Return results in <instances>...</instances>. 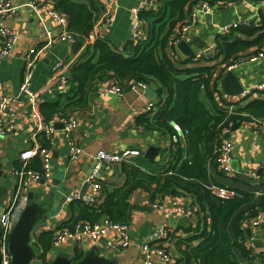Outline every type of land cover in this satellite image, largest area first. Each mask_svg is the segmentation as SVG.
I'll list each match as a JSON object with an SVG mask.
<instances>
[{
  "label": "crops",
  "instance_id": "crops-1",
  "mask_svg": "<svg viewBox=\"0 0 264 264\" xmlns=\"http://www.w3.org/2000/svg\"><path fill=\"white\" fill-rule=\"evenodd\" d=\"M73 1L84 3L88 6H100V9H102V2L100 0ZM223 1L225 4L213 7L211 12L198 11L196 20L188 31V39L185 40L189 43L195 54L206 50L213 44L217 45L224 42L225 38L231 41L236 38H252L257 33L259 34V32L264 33V0ZM13 2L16 5H20V7L15 16L5 19V24L19 31V39L14 45L11 54L0 58V100L4 96L15 95L18 92L22 79L23 56L26 50L36 43L43 45L47 30L54 36L60 33L59 26L51 20L46 7H41L39 14L36 15L26 5L30 0H14ZM141 2L147 3L148 0H119V5L115 9L117 18L113 26H99L95 23L92 40L106 39L113 49L128 56L137 46L145 48L149 43L153 44L157 39L161 38L169 29V8L164 1L160 4L152 1L154 3L153 6L149 4L146 7L147 10L155 13L160 6L158 13L161 11L162 13L161 15L157 13L160 17L155 16L156 18L154 17L156 13L145 17L138 30V38H134L131 32L133 19L130 9ZM48 4L54 6L55 0H49ZM101 16L102 13L100 12L96 20H100ZM156 20H160L158 25L156 24ZM238 20H247L249 24L255 23L256 25L261 23V26L259 31H256L251 37H246L233 29L226 34H219L220 26ZM128 39H132L133 42L127 43ZM76 42H81V44L77 49H74ZM88 42V39L83 41L77 40L74 43L60 41L54 42L46 48L40 60L35 64L31 80L32 89L45 90L43 102L63 101L61 94L69 90L70 83L67 81L65 83L61 82L59 73L54 71V67L62 63L65 65V74L67 75L73 67L83 60L84 51L88 48ZM158 52L160 53V49ZM164 52L169 57L179 59L178 61L180 62L177 63V66L181 69L215 63L214 74H221L223 65H225L221 61V56L209 61L206 59L198 62L183 63L182 61L186 57L181 56L170 41L166 42ZM95 60L96 58H93L91 61ZM232 71L240 80L243 90L251 88L259 81L264 80V57L253 61L245 60L234 67ZM186 76L185 73H182L180 77L184 78ZM221 76L223 75H220V78ZM115 79V77L109 76L96 81L94 91L89 94L86 105L74 111L78 115V127L74 131L73 136L82 148V152L76 160L70 161L68 158V147L62 128L56 125L61 123L58 115L54 116L55 130L52 134V144L49 145L48 140L41 138L46 141V145L44 146L50 147L51 177L52 174L63 175L64 183L68 186L70 192L77 190L80 192L82 190L85 176L92 164L91 155L98 149L106 151H119L128 147L140 149L142 154L132 159V165L138 167L144 173L159 174L163 170V165H165L164 157L166 151L169 149L168 133L163 134L161 129L147 128L144 123H137L136 121L140 115L152 117L149 115L146 107L149 102L157 103L158 101L157 82L151 80L146 83L144 88L132 86L128 82L123 83V85L121 84L123 87L122 95L107 92L98 93V89L112 84ZM148 88L152 89L156 93V96H150L146 92ZM219 88H221L222 95L218 94L216 96L217 104L223 107L226 106V110L232 111V113H235V110H238L250 100L264 98V92H254L245 98L227 95L222 90L221 82L219 83ZM201 98L208 104L204 94H201ZM13 109L16 117L15 129L8 135L0 136V162L2 163L3 170L6 172V185L4 188H0V206L3 208L13 192L12 170L18 164V154L22 149L29 146V142L27 141L28 130L35 125V120L29 112L24 97L16 99ZM251 118L255 117H247V119ZM229 130L228 138L234 145L233 158H237L239 169L238 171L236 170L234 175H224L217 170L214 164L210 163L208 165V172L210 177L220 185L244 190L253 194V200L241 208V210L247 213L251 205L257 206L259 204V200L264 194V171L262 169L264 163V125L257 130H252L238 124V126L234 125L230 127ZM149 146H154L158 149L155 156L151 159L144 156ZM183 146L184 141L182 143ZM253 172L257 175L256 177L250 176ZM99 177L102 191H104L103 196L113 189L122 186L126 181V176L121 169V165L104 166L100 171ZM51 182L52 178L45 183L44 187L40 188V195L41 190H44L43 192L45 193ZM87 189L88 186L85 191ZM166 191L156 195V198H160L161 201L165 202L164 207L161 209H151L148 206L150 196L144 189L137 188L131 192L127 199V222L129 224L131 240L130 245L122 249L108 246V240L112 238L113 232H109L98 239L82 235L78 243L72 240H65L56 246L50 244V248L45 252L43 260L39 257L43 252L39 244L40 234L44 231H50L53 234L57 228H60V224L69 220L73 214L69 208V204L65 202L62 204L61 209L53 216L48 217L44 213L37 215L30 234V244L34 251L33 263H49L57 255H64L75 260V248H77L81 255L80 259L88 256L95 259L99 258L103 264H144L145 252L142 245L147 241L148 236L153 230L162 226H168L182 236L184 234L183 228L194 224L195 218L191 211L192 206L189 195L182 189H178L176 194L170 193L169 190ZM40 195L39 202L42 203L45 200V196L44 194ZM32 201L36 202V200ZM173 201H176L186 210L185 214L177 212L169 213V210L174 208ZM50 207L51 202L45 205L46 209ZM183 215L186 216L187 223L185 226L177 227V221ZM203 216L204 212L202 211L201 217ZM242 227L244 231L243 243L252 252V250L259 247L255 246L252 239H259L260 245L262 244L264 223H260L258 226H251L250 220L247 219L242 223ZM247 227H250L251 230L252 237L250 238L245 233ZM168 250H171L175 256L177 255L175 242L172 247H168ZM234 253L240 263L264 264L257 257L252 262H247L238 249H234ZM152 258V264H164L159 261L157 255H152Z\"/></svg>",
  "mask_w": 264,
  "mask_h": 264
},
{
  "label": "trees",
  "instance_id": "trees-1",
  "mask_svg": "<svg viewBox=\"0 0 264 264\" xmlns=\"http://www.w3.org/2000/svg\"><path fill=\"white\" fill-rule=\"evenodd\" d=\"M152 1L156 4L164 1L169 8V29L153 44L149 43L145 48L137 46L130 55L125 56L113 49L106 39L92 40L93 23L100 13V6H88L73 0H55L54 8L66 16L67 29L76 35L75 40L88 39L89 42L83 60L67 73L66 81L70 83V88L61 94L63 101H45L40 104L39 109L45 120L53 121L54 116L81 109L86 105L89 94L94 91L96 81L113 76L122 85L133 80L157 82L159 109L152 117L138 116L137 123H144L147 128L161 129L168 136L172 132L170 121L176 122L185 130L184 146L171 154L172 158L166 162L167 167L163 165L162 172L144 173L132 163H123L121 169L126 176L125 183L104 196L102 193L99 203L88 204L81 200L68 202L73 215L61 223L60 227L71 229L79 221L95 223L104 217L112 221L127 220V199L137 188L147 191L150 199H155L158 193L166 190L176 194L178 189H182L194 197L192 202L198 207L197 213L203 211L204 216H199L196 224L183 228L188 235L175 241L177 255L172 264H246L239 262L234 249H238L247 262H252L257 257L263 263L264 255H252L244 245L242 223L263 211L264 194L259 204L251 205L245 213L241 208L253 200L252 193L237 189L240 195L219 198L212 194L207 185H220L210 177L208 165L211 163L216 166L215 150L220 143L222 130L240 124L247 117L263 118L264 98L248 101L229 116L226 106L217 104L216 96H221L222 92L219 88L221 74H214L215 66L201 65L181 69L177 66L179 59L169 57L164 52L166 42L174 44L173 41L179 35L178 27L185 23L190 9L199 0ZM159 9L160 6L154 17H160L162 11L158 13ZM155 13L142 10L140 17L143 20ZM260 26L261 23H251L239 25L233 30L251 37L259 31ZM263 40L262 32L252 38H236L231 41L225 38L224 42L217 44V57H222L223 64H230L264 48ZM93 58L96 60L92 62ZM182 62L191 63L193 60L184 58ZM182 73L187 76L180 77ZM201 94L205 95L208 104L201 98ZM39 140L42 145H46L45 139ZM29 166L40 169L39 158H33ZM168 171L171 172L170 175L167 174ZM51 238L50 231H44L39 236V244L43 250L39 257L43 260L45 252L50 248ZM75 249L77 261L81 255Z\"/></svg>",
  "mask_w": 264,
  "mask_h": 264
},
{
  "label": "built area",
  "instance_id": "built-area-1",
  "mask_svg": "<svg viewBox=\"0 0 264 264\" xmlns=\"http://www.w3.org/2000/svg\"><path fill=\"white\" fill-rule=\"evenodd\" d=\"M13 1L14 0H0V58L10 55L14 45L19 39V31L14 27H10L5 24V19L15 16L20 7V5L14 4ZM48 1L49 0H30V2L26 5H28L36 15L39 14L41 7H46L51 20L59 26L60 33L54 36L49 30H47L45 43L43 45L36 43L26 50L23 56L22 79L18 92L15 95L4 96L0 100V136L8 135L15 129L16 117L13 104L16 99L20 97H24L26 100L29 112L35 120V125L28 130L27 141L29 142V146L19 152L18 164L12 170V195L0 213V264H10L11 262L12 255L8 248V238L22 210L27 204V192L33 186H37L39 188L44 187L45 183L51 178L50 147L42 145L39 139L45 138L48 140L49 145L52 144V134L55 130L54 120L46 121L44 116L41 114L39 106L44 100L45 90L32 89L31 80L34 74L35 64L38 60H40L46 48L54 42L64 41L74 43L76 41V35L67 29L66 16L59 10L55 9L54 6L49 5ZM100 1L102 2V9L100 10L102 16L100 20H96V17L93 27L95 23L99 26H113L117 18L115 9L119 5V0ZM149 4L153 6L154 3L148 0L147 3L141 2L137 6L130 9V14L133 19L131 32L134 38H138V30L142 24L140 11L147 10L146 7H148ZM223 4H225L223 0H199L196 2L190 9L185 23H182L178 27L177 34L179 35L175 38L173 43L175 44L181 39H188V31L195 22L198 11L208 13L212 11L213 7ZM248 24L249 21L247 20H238L222 25L219 28V34H226L239 25ZM217 53V45L213 44L206 50L195 54L192 60L193 62L206 59L212 60L218 58ZM261 57H264V48H261L256 53H250L245 57H241L235 62L223 65L221 75H224L227 71L232 70L245 60L253 61ZM54 69L55 72L59 73L61 82L65 83L67 79V75L65 74V65L59 63L54 67ZM204 76L206 77V73ZM130 83L132 86H139L141 88L146 86V82L144 81L133 80ZM122 89L123 87L120 81L115 79L112 84L98 89V93L102 94L107 92L122 95ZM254 92H264V80L259 81L251 88L242 90L237 97L245 98ZM146 108L149 115L153 116L158 111L159 106L156 102H149ZM227 112L228 115L232 113V111L228 110ZM59 121L63 125L62 131L68 147V158L70 161H74L82 152L80 143L73 136L74 131H76L78 127V115L76 112L63 114L59 116ZM169 123L172 127V132L169 134L170 151H167L164 157L165 167H167L166 162L172 158L171 154H173L177 148L182 147L185 134V130H183L179 124L174 121H170ZM240 125L245 128L257 130L264 125V118L246 119L241 121ZM229 131V128L222 130L220 134V143L215 150L217 152L215 159L216 168L224 175H234L236 173V170L231 165L234 145L229 138L224 137V134ZM140 154H142L140 149L130 147L119 151H106L98 149L91 155L92 164L90 170L85 176L84 181L88 183V189L83 194L78 190L70 192L66 196L65 202L68 203L71 200H81L88 204L99 203L103 193L99 177L101 169L104 166H117L122 165L123 163L130 164L132 163V159ZM36 156L40 160V169H34L29 166L32 159ZM262 169L264 171V163ZM167 174L170 175L171 172L168 171ZM250 176L256 177L257 175L253 172ZM207 188L210 189L213 195L219 198L227 199L240 195L237 192V189L224 185L209 183ZM187 195L191 198V211L195 218L193 223L196 224L199 221V216L201 217V212H199V214L197 213L198 207L192 202L194 197L190 194ZM164 203L165 202L161 201L160 198H155L150 199L148 206L151 209H161L164 207ZM173 205L174 208L170 209L169 213L177 212L185 214L186 210L176 201H173ZM260 223H264L263 211H259L252 219H250L251 226H258ZM109 232H113L114 234L112 238L108 240V246L122 249L130 245L131 238L127 220L112 221L106 217L95 223L79 221L71 229L66 227L57 228L52 234L51 245L56 246L65 240H72L73 242L78 243L81 240L82 235L89 236L92 239H98L107 235ZM187 235L188 233L184 232L181 236L177 234L176 230L168 226H162L153 230L148 236L147 241L142 245L145 252L144 264L153 263L152 255H157L159 261L164 264H172L175 261V255L171 252V250H168V247H172L173 243L177 239L184 238ZM251 253L252 255H264V236L261 246L252 250Z\"/></svg>",
  "mask_w": 264,
  "mask_h": 264
},
{
  "label": "water",
  "instance_id": "water-1",
  "mask_svg": "<svg viewBox=\"0 0 264 264\" xmlns=\"http://www.w3.org/2000/svg\"><path fill=\"white\" fill-rule=\"evenodd\" d=\"M133 42L132 39H128L127 43ZM81 42H76L74 44V49H77L80 46ZM174 48L177 52L186 58H193L195 56L194 50L190 47L189 43L184 39L177 41L174 44ZM221 87L225 94L230 96H238L243 90L240 80L236 76V74L229 70L223 76H221ZM146 92L150 96H156V93L148 88ZM58 127L62 128V123L56 124ZM55 125V126H56ZM238 126V125H237ZM225 138L229 137V132L224 134ZM157 148L154 146H149L144 156L151 159L157 153ZM231 165L235 170L239 169V162L237 158H233L231 161ZM52 182L48 185L47 189L41 190V195L44 194L45 200L39 202L40 188L37 186H33L29 189L27 194V204L22 210L18 220L16 221L10 235L8 238L9 244L8 248L12 255L10 264H36L33 263L32 259L34 257V251L30 244V234L33 228V224L36 220V216L44 213L45 216H53L55 215L62 207V204L65 203L66 196L69 194L70 190L68 186L64 183L63 175L52 174ZM6 185V172L2 168V163L0 162V188H4ZM88 183L85 181L82 190L80 191L82 194L85 192ZM34 192V195H33ZM40 195V196H41ZM36 200V202L32 201ZM43 200V199H42ZM51 202V207L49 209L45 208L47 203ZM3 207L0 206V212ZM186 216H182L178 219L176 226H185L187 223ZM176 227V228H177ZM246 236L248 238L251 236L250 227L245 229ZM252 242L255 246H261L259 239H252ZM47 264H103L102 261L97 258L84 256L81 259L75 261L71 257H67L64 255L55 256L49 263Z\"/></svg>",
  "mask_w": 264,
  "mask_h": 264
},
{
  "label": "rangeland",
  "instance_id": "rangeland-1",
  "mask_svg": "<svg viewBox=\"0 0 264 264\" xmlns=\"http://www.w3.org/2000/svg\"><path fill=\"white\" fill-rule=\"evenodd\" d=\"M156 18V17H155ZM159 21L160 20H156V24L158 25L159 24ZM212 66H216V64L214 63V64H212ZM194 67V66H193ZM221 68V67H220ZM214 70H215V68H214ZM237 97V96H236ZM174 250V249H173ZM174 252H175V250H174ZM34 259V258H33ZM33 262H34V260H33ZM251 264V263H250Z\"/></svg>",
  "mask_w": 264,
  "mask_h": 264
}]
</instances>
